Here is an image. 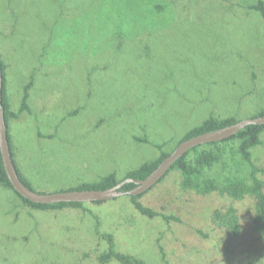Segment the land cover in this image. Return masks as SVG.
<instances>
[{
	"label": "rangeland",
	"instance_id": "374dc122",
	"mask_svg": "<svg viewBox=\"0 0 264 264\" xmlns=\"http://www.w3.org/2000/svg\"><path fill=\"white\" fill-rule=\"evenodd\" d=\"M259 1L0 0V56L19 115L9 121L14 161L33 189L64 192L111 173L121 181L210 117L262 113ZM253 153L264 167V132ZM223 161L230 166L231 155ZM181 181L172 172L141 197L153 219L129 195L39 210L0 185V264H120L100 261L102 234L147 264H264L254 198L199 195ZM230 207L238 237L213 223Z\"/></svg>",
	"mask_w": 264,
	"mask_h": 264
},
{
	"label": "trees",
	"instance_id": "16d2710c",
	"mask_svg": "<svg viewBox=\"0 0 264 264\" xmlns=\"http://www.w3.org/2000/svg\"><path fill=\"white\" fill-rule=\"evenodd\" d=\"M253 10L259 12L264 18V2L259 1L257 5L251 7ZM0 62L3 72V109L5 112L9 144L11 147V153L13 160L14 152L11 141V135L9 130V121L11 118H18V114L14 113L10 108L9 99L6 90V75L5 65L1 60ZM33 85V81L25 87L22 110H29L27 100L29 98V90ZM264 115V111L256 117ZM235 118L217 119L210 117L202 124L191 129L180 140L178 145L191 139L193 137L202 135L207 132L215 131L230 125L237 123ZM264 132V125H249L233 137L221 142L210 143L191 149L186 155L180 158L172 168L168 171L165 177L160 181L162 182L172 172H180L182 181L181 186L184 190H192L199 195H208L211 193H219L220 195H226L234 200H242L247 197H252L255 200L254 218L253 224L255 229L264 233V180L260 175L264 176V167H259L254 161L253 149L261 144V135ZM174 151V150H173ZM172 151V152H173ZM171 152V153H172ZM171 153H163L159 159L152 163H146L134 171H131L125 179L133 178L136 180H142L147 178ZM226 154L231 155L232 164L226 165L224 162V156ZM249 165V175L244 171L243 163ZM19 177L23 183L31 188L33 187L30 181L21 173L16 162L14 161ZM222 165V172L217 175H209L207 171H212L217 165ZM235 167V168H234ZM124 179V180H125ZM115 173L104 176L97 183H84L76 188L70 190H107L119 184ZM158 182V183H160ZM0 185L9 188L15 192V194L27 205L39 209V210H56L66 207L80 208L82 203H59L42 205L35 204L20 196L12 187L8 176L5 172L2 157L0 153ZM135 187L134 183L126 184L122 190L131 191ZM151 190V189H150ZM148 192V191H147ZM146 192V193H147ZM145 194V193H144ZM130 196L131 202L135 209L143 216L153 219L159 216V213L153 209L146 207L141 201V197L144 195ZM100 204L103 202H94ZM213 223L222 228L228 235L238 237L242 234V228L240 220L237 214V210L234 207L228 208L225 212L216 211L213 214ZM108 243V250L102 254L99 259L103 263H108L112 260L117 261L120 264H147L144 260L137 258L133 255L123 254L118 252L114 236L112 234H102Z\"/></svg>",
	"mask_w": 264,
	"mask_h": 264
},
{
	"label": "water",
	"instance_id": "95a60500",
	"mask_svg": "<svg viewBox=\"0 0 264 264\" xmlns=\"http://www.w3.org/2000/svg\"><path fill=\"white\" fill-rule=\"evenodd\" d=\"M3 72L0 62V153L3 166L13 189L23 198L35 204L50 205L59 203H94L107 202L117 199L121 196L142 195L152 189L160 182L168 171L180 158L186 155L191 149L210 144L221 142L229 139L239 133L249 125H264V115L261 117L247 118L237 123L204 133L181 142L176 146L174 151L165 158L162 163L145 179L136 180L133 178L125 179L116 186L107 190H68L64 192L43 194L32 190L26 186L19 177L16 165L14 163L11 147L9 144L7 122L3 109ZM129 183H134L135 187L131 191H123L122 188Z\"/></svg>",
	"mask_w": 264,
	"mask_h": 264
},
{
	"label": "clouds",
	"instance_id": "9594fccd",
	"mask_svg": "<svg viewBox=\"0 0 264 264\" xmlns=\"http://www.w3.org/2000/svg\"><path fill=\"white\" fill-rule=\"evenodd\" d=\"M262 261H264V260H262Z\"/></svg>",
	"mask_w": 264,
	"mask_h": 264
}]
</instances>
